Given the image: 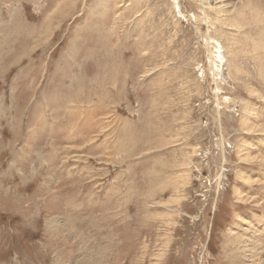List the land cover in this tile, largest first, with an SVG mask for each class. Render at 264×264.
<instances>
[{"label":"rangeland","instance_id":"374dc122","mask_svg":"<svg viewBox=\"0 0 264 264\" xmlns=\"http://www.w3.org/2000/svg\"><path fill=\"white\" fill-rule=\"evenodd\" d=\"M0 9V264H264V0Z\"/></svg>","mask_w":264,"mask_h":264},{"label":"bare ground","instance_id":"6f19581e","mask_svg":"<svg viewBox=\"0 0 264 264\" xmlns=\"http://www.w3.org/2000/svg\"><path fill=\"white\" fill-rule=\"evenodd\" d=\"M229 0H222V2H228ZM1 10V9H0ZM17 17V16H16ZM15 17V18H16ZM261 18L263 19L264 18V16H261ZM20 21H21V19H20ZM23 22V21H22ZM262 22V21H261ZM260 22V23H261ZM12 24V23H11ZM23 24V23H22ZM24 26V25H23ZM10 28H12V27H10ZM6 29V28H5ZM15 29V28H14ZM11 32V31H10ZM18 32V31H17ZM17 32H15V34L17 33ZM19 32H20V30H19ZM6 34V33H5ZM11 34V33H10ZM14 34V33H13ZM17 35V34H16ZM15 37V36H14ZM20 37H22V36H20ZM5 38V37H4ZM9 38V37H8ZM6 39V38H5ZM7 42V41H6ZM7 45V44H6ZM263 49V48H262ZM1 57V56H0ZM264 59V58H263ZM2 65V64H1ZM21 78V77H20ZM29 83V82H28ZM21 94V93H20ZM30 99V98H29ZM18 103V102H17ZM32 109V108H31ZM35 110V109H34ZM55 112V111H54ZM56 113V112H55ZM87 116V115H86ZM87 120V119H86ZM84 131V130H83ZM257 131V130H256ZM42 133V132H41ZM44 133V132H43ZM52 135V134H51ZM43 137V136H42ZM49 142V141H48ZM39 145V144H38ZM52 152V151H51ZM91 152V151H90ZM50 157V156H49ZM252 159V158H251ZM42 171H44V170H42ZM46 171V170H45ZM2 172V171H1ZM213 228V227H212ZM210 239H211V236H210ZM241 242H243V241H241ZM209 250V244L206 246V250ZM249 251V252H248ZM255 251L256 250H254L252 247L250 248L247 244H245V247L243 248V250H241V252L240 253H242L241 255H240V257L243 259V260H245V261H247V263L246 264H259V256H257L258 254L257 253H255ZM257 252V251H256ZM237 254V253H236ZM236 254L234 253V255L233 256H235V260L233 261L232 259H231V263L232 264H238L239 262H238V257L236 256ZM261 256V255H260ZM159 261V260H158ZM245 264V263H244Z\"/></svg>","mask_w":264,"mask_h":264}]
</instances>
